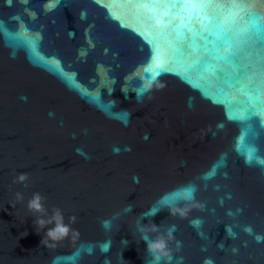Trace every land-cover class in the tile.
I'll list each match as a JSON object with an SVG mask.
<instances>
[{"label": "snow or ice", "instance_id": "1", "mask_svg": "<svg viewBox=\"0 0 264 264\" xmlns=\"http://www.w3.org/2000/svg\"><path fill=\"white\" fill-rule=\"evenodd\" d=\"M242 5H247L249 0H238ZM244 25L241 30L233 32L230 27H222L219 22H213L209 20L208 24L203 25V30L201 32L202 37H207L213 40L214 46L216 48H222V53H217V59L219 62L229 63L236 60L238 53L236 47L240 44H246L253 37H264V13H261L253 8H246L244 14ZM229 24L239 23L238 20L229 18ZM261 43L264 44V39H261ZM155 52L150 48L149 58L153 59ZM201 64V61L198 62ZM210 71L213 73L222 72L223 70L218 67L217 64H213L212 61L208 63ZM169 70L167 65L155 64L154 67L146 68L145 73L148 74V78L152 81L159 75ZM239 75L234 76V80H239ZM247 99L245 104L250 106L245 114L233 115L232 119L237 121H247L252 116L257 115L256 106L258 104L264 105V82L255 83L253 78H250L248 84L245 85ZM143 91V90H142ZM248 93H254L253 95H248ZM227 110H231V105L226 106ZM247 131V129H246ZM248 158L252 160L255 158V151H248ZM182 195L186 200L191 201V186L187 187ZM167 202V201H165Z\"/></svg>", "mask_w": 264, "mask_h": 264}, {"label": "clouds", "instance_id": "2", "mask_svg": "<svg viewBox=\"0 0 264 264\" xmlns=\"http://www.w3.org/2000/svg\"><path fill=\"white\" fill-rule=\"evenodd\" d=\"M150 86L151 85H147L146 87H150ZM23 179H25V177L21 176L20 180H23ZM194 192H195V188L191 187V200H194ZM199 206L202 207V205H199ZM169 210L172 214L179 213L182 216L186 215L187 212L189 211L187 207L185 208L176 207V208H170ZM149 230L158 231V226H154L153 228ZM170 236H171L170 233L167 238L163 234H158L155 239L145 240V243L147 244L150 251L154 253L160 252L162 255H166L167 254L166 241L168 238H170Z\"/></svg>", "mask_w": 264, "mask_h": 264}]
</instances>
